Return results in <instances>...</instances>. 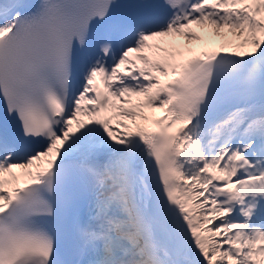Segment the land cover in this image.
I'll list each match as a JSON object with an SVG mask.
<instances>
[{
  "label": "snow or ice",
  "instance_id": "6c2138e0",
  "mask_svg": "<svg viewBox=\"0 0 264 264\" xmlns=\"http://www.w3.org/2000/svg\"><path fill=\"white\" fill-rule=\"evenodd\" d=\"M0 264H264V0H0Z\"/></svg>",
  "mask_w": 264,
  "mask_h": 264
},
{
  "label": "rangeland",
  "instance_id": "374dc122",
  "mask_svg": "<svg viewBox=\"0 0 264 264\" xmlns=\"http://www.w3.org/2000/svg\"><path fill=\"white\" fill-rule=\"evenodd\" d=\"M196 28H199V27H197V26H193V31L194 32H196ZM201 29V28H200ZM201 31H202V34H204L206 31H209V30H206V29H201ZM201 34V35H202ZM176 38L177 37H170V38H164V39H167V40H172V41H176ZM158 41H150L149 43H157ZM178 42H181V43H187L186 41H183V38H181L180 37V40L178 41ZM195 43H193V44H190V45H188V47H190V46H192V45H194ZM162 77V76H161ZM160 77V78H161ZM137 99H143V98H133V103H135L136 101H137ZM118 103V102H117ZM126 107H127V105H126ZM154 110V109H153ZM111 111V110H110ZM143 111H144V113L145 114H148L149 112H151L152 111V109H147V108H145V109H143ZM85 117H81V119L82 120H84V121H86V119H84ZM125 123H129V121H124ZM112 125L113 126H115L116 125V121L115 120H113V122H112Z\"/></svg>",
  "mask_w": 264,
  "mask_h": 264
},
{
  "label": "bare ground",
  "instance_id": "6f19581e",
  "mask_svg": "<svg viewBox=\"0 0 264 264\" xmlns=\"http://www.w3.org/2000/svg\"><path fill=\"white\" fill-rule=\"evenodd\" d=\"M204 47H206V46H204V45H197V46L193 47L192 49H193V52L194 53H197V52H199ZM185 58H187V57L185 56ZM166 79L167 78L164 77V78L161 79V81L164 82ZM146 115H148L149 117H158L159 116V113L157 111H153V112H149ZM17 174L19 175V173H17Z\"/></svg>",
  "mask_w": 264,
  "mask_h": 264
}]
</instances>
